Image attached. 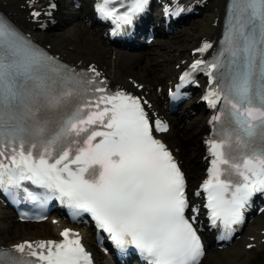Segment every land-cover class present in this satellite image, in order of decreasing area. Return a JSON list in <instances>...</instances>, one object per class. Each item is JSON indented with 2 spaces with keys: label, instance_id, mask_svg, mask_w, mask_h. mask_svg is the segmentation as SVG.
Returning a JSON list of instances; mask_svg holds the SVG:
<instances>
[{
  "label": "snow or ice",
  "instance_id": "obj_1",
  "mask_svg": "<svg viewBox=\"0 0 264 264\" xmlns=\"http://www.w3.org/2000/svg\"><path fill=\"white\" fill-rule=\"evenodd\" d=\"M113 2L103 0L99 12L116 17L117 10L107 7ZM147 3L134 0L116 18L131 23ZM230 11L225 47L207 65L210 76L220 70V84L205 99L212 107L223 101L234 127L209 142L215 159L203 184L212 222L225 229L240 224L252 195L264 192V0H233ZM211 47L205 43L198 51ZM79 84L70 70L0 18V188L30 181L58 194L70 207L91 213L117 246L138 249L148 264H200L204 249L185 217L184 175L153 136L140 99L97 87L102 95L70 107ZM155 128L168 130L160 121ZM233 145L236 156L225 151ZM61 236L60 242L16 244L19 256L0 249V264H92L78 234L65 229Z\"/></svg>",
  "mask_w": 264,
  "mask_h": 264
},
{
  "label": "bare ground",
  "instance_id": "obj_2",
  "mask_svg": "<svg viewBox=\"0 0 264 264\" xmlns=\"http://www.w3.org/2000/svg\"><path fill=\"white\" fill-rule=\"evenodd\" d=\"M24 1L25 0H0V9L3 12L11 13L18 27L20 25L28 24L25 17V11L21 7L20 8L23 11L17 7L20 3ZM224 2L225 0H207V5L202 10L203 12L200 21L198 22V24L195 25V27H192L188 30L190 32L188 36L194 38L195 45L197 44L198 40L202 39L203 37H209L210 41H213L214 38L218 37L222 27V21L219 20V18L221 19L223 15L222 11L225 4ZM61 9L64 10V19L61 21L59 27H56L57 31L55 34L50 32L43 37L41 35L42 33H38L32 28V24H29L27 33H31L33 36L39 39H46L48 43L53 44L54 49L59 50L63 54L71 55V59H75L77 61H84L87 59L79 53L80 48L78 44L73 43V45L75 46L73 48L70 47V49H74V51L70 50L69 52L67 44H62L61 46L60 42L64 38H57L58 34H63V37H66L68 35L75 36L78 38L84 37L86 41L92 42L90 43V50L94 53H108V50H111V47L107 45L105 41H103L100 35L90 30L84 23L82 24L83 20H81L80 16L83 14V12L81 13L80 11H77L73 8L70 9L69 3L67 1ZM162 46H165V49H162ZM172 48H174L175 51H173ZM182 49L187 52L184 47L179 48L175 46L171 40L160 39L159 41L154 43L153 48L150 47L148 51L140 52L138 55L135 53H131L128 55L123 54V57H120V59L121 61L124 60L127 63V71L136 75L137 78L141 79V82H155L156 84H158L163 75H172L174 72V70H172V68L170 67L165 69L164 71L163 66L165 63H162L161 65H159V67L158 64L161 59L168 58L170 62L171 56H173L174 53ZM187 53L189 54V52ZM182 58H184V56H182ZM182 58H179L178 61L182 60ZM135 59H138L137 63H140L139 60L143 61L141 64L142 72H136L135 70H133L131 65ZM87 61H95L94 56H91ZM156 65L157 67H159L158 69H156ZM120 73L121 76H124V73L122 71ZM186 120L178 119L176 120L175 124H178L179 126L185 125ZM195 122H193V125L186 124V131L184 132H180L175 128V137L171 141L172 146H176L180 150H182L181 157L184 158L185 165H187V168H189V177L192 179L193 183H197L202 177V171L198 163V154L200 153V146H198V143H196L197 138L201 137L205 131V118L203 117V113H201V110H199L198 118ZM189 141L192 145L197 147L196 152L191 157H188L189 153L187 151H184L185 147L183 146L184 142L188 143ZM191 164L195 165L194 168ZM4 223H7L6 220L2 223V225H0V240L5 241L6 238H11L12 236L10 233L15 234V236L13 235V240L15 241H5L6 243L10 244L15 243L17 240L27 239L29 236L30 238H36L37 232L41 233L42 229H44L46 232L51 231L52 229L50 224H42L43 227H40V230H38L36 225L15 224L14 226H7ZM255 225H264V215L256 219ZM52 231H55V229H52ZM5 232L8 233H6V235H3V233ZM231 254L232 253H230V251L228 250H223V252H220L217 255L213 254L211 256V258L213 259L212 264H221V258L224 257H227V260L233 262V257L231 256Z\"/></svg>",
  "mask_w": 264,
  "mask_h": 264
},
{
  "label": "rangeland",
  "instance_id": "obj_3",
  "mask_svg": "<svg viewBox=\"0 0 264 264\" xmlns=\"http://www.w3.org/2000/svg\"><path fill=\"white\" fill-rule=\"evenodd\" d=\"M195 25L196 24H193L192 25V27H195ZM189 31H186V32H184V34L183 35H181V37L180 38H177V39H173V37H171L172 38V42H173V44L174 45H176V46H179V48H182V47H184L185 49H189V47L190 46H192V42H193V38L191 37V36H188L189 35ZM55 34V33H54ZM57 38H64V39H62V41L60 42V44H61V46H62V44H68V45H72L73 46V43H76V44H78V46H79V48H80V54L83 56V57H86L87 59H89L91 56H94V60H98V61H101V62H104L106 59V56L107 55H105V53H103V52H99V53H94V52H92L91 50H90V43H92V42H88V41H86L85 40V38L83 37V38H78V37H74V36H66V37H63V34H58L57 35ZM192 38V39H191ZM181 45V46H180ZM184 54L182 53V55L181 56H179L178 58H176V59H174L173 60V62H175L176 60H178L179 58H182V56H183ZM140 61V60H139ZM106 62H108V60L106 61ZM138 62V59H135L133 62H132V68H133V70H135L136 72H142V68L141 67H139L138 65L139 64H141L143 61H140V63L138 64L137 63ZM128 65H127V63L123 60V61H121V64H120V66L118 67V71L119 72H123L125 75H127V76H134L135 77V75L133 74V73H131V72H129V71H127L128 70V67H127ZM170 65L168 64V63H166L165 64V66H164V70L165 69H167L168 67H169ZM171 67H172V64H171ZM180 132H184V131H186V129L185 130H179ZM198 138H200V137H198ZM198 138H197V140H198ZM197 143V142H196ZM195 147L196 146H194V145H192V144H189L188 145V147H187V149L189 150V151H195ZM192 156V154H190V156L189 157H191ZM12 232V231H11ZM6 233V232H5ZM5 233H3V235H6ZM8 233V232H7ZM11 234V236H12V240H13V235L15 236V234H12V233H10ZM6 241H7V239H6ZM264 262V261H263Z\"/></svg>",
  "mask_w": 264,
  "mask_h": 264
}]
</instances>
